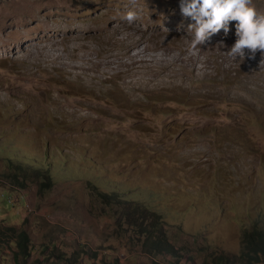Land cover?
Instances as JSON below:
<instances>
[{
    "label": "rangeland",
    "instance_id": "obj_1",
    "mask_svg": "<svg viewBox=\"0 0 264 264\" xmlns=\"http://www.w3.org/2000/svg\"><path fill=\"white\" fill-rule=\"evenodd\" d=\"M191 23L180 0H0V146L43 172L0 162V264H16L7 226L29 234L25 264L116 247L103 193L231 254L264 223L261 55H229L235 22L190 51Z\"/></svg>",
    "mask_w": 264,
    "mask_h": 264
},
{
    "label": "trees",
    "instance_id": "obj_2",
    "mask_svg": "<svg viewBox=\"0 0 264 264\" xmlns=\"http://www.w3.org/2000/svg\"><path fill=\"white\" fill-rule=\"evenodd\" d=\"M4 150L5 148L0 146V162H6L11 172L27 173L25 177H31L33 172L43 174L38 165H14ZM19 193L23 194V190H19ZM102 200L106 207L119 209L115 224L117 246L109 248L110 251L98 248L89 254L79 242L78 246L81 248L79 254H83L82 258H78L77 254L67 256L64 253L60 255L53 252L49 259L61 260L65 262L64 264H76L75 259L78 261L77 264L79 262L80 264H139L138 256L143 253L148 257V261H143L142 264H264V223L244 228L241 248L238 253L231 254L209 244L199 232L190 233L176 229L173 223L162 216L163 213L148 206L145 200L139 201L138 198L130 199L125 196L122 198L107 193H103ZM6 229L11 231V235L4 241L15 243L17 248L13 259L16 264H25L30 256V239L27 230L23 228L18 230L13 226H7ZM3 235H5L4 228L0 227V236ZM184 243L186 245L182 246ZM183 247H186L189 253V263L182 260ZM38 263L42 264V261Z\"/></svg>",
    "mask_w": 264,
    "mask_h": 264
},
{
    "label": "clouds",
    "instance_id": "obj_3",
    "mask_svg": "<svg viewBox=\"0 0 264 264\" xmlns=\"http://www.w3.org/2000/svg\"><path fill=\"white\" fill-rule=\"evenodd\" d=\"M180 10L184 17L191 18L189 24L193 37L190 51L195 52L212 35L221 30L228 33L229 24L235 22V42L229 49V55L244 59H255L260 53V66H264V13L257 11L254 0H180ZM123 19L129 24L137 19V13L127 11Z\"/></svg>",
    "mask_w": 264,
    "mask_h": 264
},
{
    "label": "built area",
    "instance_id": "obj_4",
    "mask_svg": "<svg viewBox=\"0 0 264 264\" xmlns=\"http://www.w3.org/2000/svg\"><path fill=\"white\" fill-rule=\"evenodd\" d=\"M6 198H7V202H8L9 204H12V203H13V198H12L11 195H7Z\"/></svg>",
    "mask_w": 264,
    "mask_h": 264
},
{
    "label": "bare ground",
    "instance_id": "obj_5",
    "mask_svg": "<svg viewBox=\"0 0 264 264\" xmlns=\"http://www.w3.org/2000/svg\"><path fill=\"white\" fill-rule=\"evenodd\" d=\"M245 55H247V54H245ZM257 59V58H256Z\"/></svg>",
    "mask_w": 264,
    "mask_h": 264
}]
</instances>
